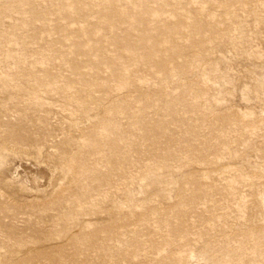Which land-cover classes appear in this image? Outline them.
<instances>
[{
    "label": "rangeland",
    "instance_id": "rangeland-1",
    "mask_svg": "<svg viewBox=\"0 0 264 264\" xmlns=\"http://www.w3.org/2000/svg\"><path fill=\"white\" fill-rule=\"evenodd\" d=\"M177 262L264 264V0H0V264Z\"/></svg>",
    "mask_w": 264,
    "mask_h": 264
},
{
    "label": "bare ground",
    "instance_id": "bare-ground-1",
    "mask_svg": "<svg viewBox=\"0 0 264 264\" xmlns=\"http://www.w3.org/2000/svg\"><path fill=\"white\" fill-rule=\"evenodd\" d=\"M113 1V0H112ZM171 65V64H170ZM193 102V101H192ZM195 103V102H194ZM196 105V104H195ZM126 240V239H125ZM117 242H119V241H117ZM122 242V241H121ZM133 254V253H132ZM130 257V256H129ZM173 257H175V256H173ZM172 257V258H173ZM177 258V257H176ZM181 258V257H180ZM174 260V259H173ZM155 261V260H154ZM172 261V260H171ZM118 262V261H117ZM153 262V261H152ZM162 262V261H161ZM153 264V263H152ZM158 264H160V263H158ZM166 264V263H165ZM177 264H178V262H177ZM182 264V263H181Z\"/></svg>",
    "mask_w": 264,
    "mask_h": 264
}]
</instances>
